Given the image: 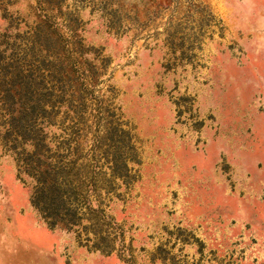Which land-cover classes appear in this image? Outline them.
I'll use <instances>...</instances> for the list:
<instances>
[{
	"label": "rangeland",
	"instance_id": "374dc122",
	"mask_svg": "<svg viewBox=\"0 0 264 264\" xmlns=\"http://www.w3.org/2000/svg\"><path fill=\"white\" fill-rule=\"evenodd\" d=\"M0 264H264V0H0Z\"/></svg>",
	"mask_w": 264,
	"mask_h": 264
},
{
	"label": "trees",
	"instance_id": "16d2710c",
	"mask_svg": "<svg viewBox=\"0 0 264 264\" xmlns=\"http://www.w3.org/2000/svg\"><path fill=\"white\" fill-rule=\"evenodd\" d=\"M41 148L32 150L30 156L34 165L22 171L34 184L31 205L41 214L43 219L48 221L50 227H53L56 222L65 227L73 226L75 223L69 218L74 215L67 214V200L65 193L60 188L64 182L73 184L79 193L84 194L82 198L87 200L88 192L83 191V188L87 180L92 182V178L73 173L81 167L77 160H69L66 164L62 163V167H57L56 164L52 163L48 146L41 143Z\"/></svg>",
	"mask_w": 264,
	"mask_h": 264
}]
</instances>
